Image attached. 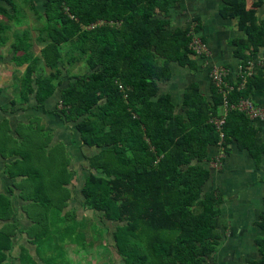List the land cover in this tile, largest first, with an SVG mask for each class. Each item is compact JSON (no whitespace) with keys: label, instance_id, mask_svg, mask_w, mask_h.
<instances>
[{"label":"trees","instance_id":"1","mask_svg":"<svg viewBox=\"0 0 264 264\" xmlns=\"http://www.w3.org/2000/svg\"><path fill=\"white\" fill-rule=\"evenodd\" d=\"M41 1L39 11L35 0H0V16L9 23L24 19L27 4L37 23L35 45L41 46L39 56L23 52L30 58L18 61L27 30L23 38L13 31L18 43L10 46L12 63L25 65L13 104L35 97L42 107L58 91L56 115L77 133L81 148L93 149L85 157L89 172L79 191L81 206L114 224L111 246L121 264H214L224 222L221 197L205 190L210 172L203 163L212 147L227 154L232 144L259 163L264 143L253 121L236 109L228 111L220 138L210 121L221 116L222 96L212 81L210 100L196 82L185 87L179 107L169 93H160L159 83L170 80L172 65L198 70L190 28L194 22L199 35V19L170 28V11L180 0ZM220 1L219 15L235 20L241 33L229 41L234 58L243 69L256 63L242 88L238 76L228 78L234 89L227 101L237 105L264 93V20L258 17L263 2ZM9 29L0 25V40ZM80 66L83 72L72 73ZM7 122L0 119V158L12 183L0 188V264H11L7 259L17 234L26 237L16 253L18 264H73L66 261L69 246L76 245V254L87 240L82 220L74 209L66 210L73 176L67 150L62 143L50 146L39 133L32 139L30 128L16 129L15 138ZM19 143L24 151L17 149ZM14 190L25 203L20 211L29 224L23 231ZM255 225L262 236L255 240L258 257L248 264H264V216ZM94 227L93 239L99 240L104 233Z\"/></svg>","mask_w":264,"mask_h":264},{"label":"crops","instance_id":"2","mask_svg":"<svg viewBox=\"0 0 264 264\" xmlns=\"http://www.w3.org/2000/svg\"><path fill=\"white\" fill-rule=\"evenodd\" d=\"M252 1L256 0H246L247 5L250 6ZM262 2L258 17L264 20V0ZM221 6L220 0H180L179 5L170 11V28L186 27L193 19H199L201 29L198 36L204 38L209 49L206 60L201 59L202 61H200L199 59L200 64L196 72H190L186 68L172 65L170 80L159 83L160 93H169L172 102L177 107L182 101L185 87L191 82H196L201 93L207 99H211V80L208 76L211 65L226 67L230 81H234L237 77V70L240 65L239 61L233 56V48L229 41L240 38L241 33L236 28L235 20L224 19L219 15ZM22 7L23 10L28 9L27 6ZM211 11L215 12L216 15L213 20L209 16ZM8 12L11 11L8 10ZM2 23L12 26L5 18H2ZM13 24H17V22L13 21ZM18 28L23 31L30 29V26L27 24ZM12 35L13 32L9 33L6 37V43H0V83L4 79L2 71L19 76L25 70V66L16 68L12 65L13 53L10 52L11 42L13 41V39H10ZM260 58L264 60L263 51L260 52ZM263 60L262 64H264ZM16 92L17 90L13 93L14 96ZM58 94V91H56L54 96L48 99L44 106L40 107L36 105L35 97L30 98L29 103L24 105L19 102L13 104L16 96L12 98L10 93L1 90L0 119L8 120L9 133L14 135L15 138L18 137L15 130L26 128L27 125L29 126L30 121L33 122V125L52 131L55 138L50 146H53L56 141H61V143L63 141L66 145L67 155L70 157L68 148H71L75 142L79 143V137L55 113L59 98ZM251 99L255 104L264 106L263 92L256 93ZM253 124L257 127L258 138L264 143V120L253 121ZM69 130L72 133L71 136L68 135ZM91 150L93 152V149ZM222 153L223 149L221 147H212L209 149V161L203 163L210 172L205 190L213 191L221 197L219 211L220 218L224 222V228L220 230L222 240L219 250L214 256L213 263L248 264V260L258 257L255 240L262 236L261 230L255 224L260 220V217L264 216V156L259 163H255L247 151L239 150L235 144H232L228 148V153H223V158L219 160V164L215 165V160ZM4 163V160L0 158V188L2 191L12 183L3 173ZM86 165L88 167V162ZM69 170L72 171L71 166ZM86 170V167H80V171L85 172ZM73 184L75 183L72 176L68 188H71ZM15 193L18 192L14 190V195H16ZM79 220H82V218H79Z\"/></svg>","mask_w":264,"mask_h":264},{"label":"rangeland","instance_id":"3","mask_svg":"<svg viewBox=\"0 0 264 264\" xmlns=\"http://www.w3.org/2000/svg\"><path fill=\"white\" fill-rule=\"evenodd\" d=\"M41 3H42L41 0H36V6H37L38 10H42ZM26 6H27V4H24V7H26ZM23 11H24L23 12L24 19L17 24H13V22H11L12 26L10 27V30H9V33H12L13 31L18 30L19 34H20L22 32V30H21V28H18V27H23L27 24L30 26V29H28L25 33L26 37L19 44L20 52L16 53V57H19L18 61H24V60H28L30 58V56L25 55L23 52L29 53V51H30V52H32V54L39 56L40 51H41V46L35 45L36 40H34L35 36H36V32H34L33 28H34V25L36 26L37 23H35L34 17L28 9H25ZM214 13L215 12L211 11V13L209 14V16L211 17V20L216 18V15ZM0 17H1L0 25H2V16H0ZM8 26H9V24H8ZM9 33H8V31H6V33L2 34L3 38L0 41L1 42L3 41L6 43V37ZM29 34H30L31 39L28 40L27 37ZM22 35H23V32H22V34H20L18 36L23 38ZM9 37H10V35H9ZM10 39L11 40L13 39L11 44L12 43H16V44L18 43L17 40L14 42V36L13 37L11 36ZM26 47L28 48V50L25 51L24 49ZM12 65L14 67H16L14 65V63ZM22 66H25V65H22ZM16 68H20V67H16ZM0 70H1V68H0ZM83 70L84 69L82 66L76 67L73 69V73H77L78 71L83 72ZM2 73L4 74L3 75L4 79L0 83L1 90L2 91L5 90L6 92L10 93V95H12V98L13 97L15 98L16 95L14 96L13 93L19 87L20 81L22 79L21 78L22 75L19 74V76H18V75L13 74V73L9 74L6 71H2ZM29 128L31 129L30 134L32 136V139H34V140L37 137V133L43 134V135H40L42 138V141H45V140L48 141L50 139V144L55 138V135L52 131L51 132L47 131L46 129H44V128L42 129V128L38 127L37 125H32V126L27 125L26 129H29ZM35 135H36V137L33 138ZM68 135L69 136L72 135L71 131L68 133ZM37 140L38 139H36V141ZM58 144H61V141H56L53 146H56ZM62 144L66 147V145L63 141H62ZM22 146H24V144L19 143L16 147H17V149L24 151ZM32 146H35V144H32ZM79 146H80L79 143L75 142V144H73V146H71V148H68V150H69L68 152H69V156H70L69 157L70 158V166L72 167L73 181L75 184H73L71 186V188H68L69 192L71 191V198L68 201V208H66V210L70 211V210L74 209L75 210V217H77V219L82 218V222L84 224L83 227L85 226V230H86L85 236H86V240H87V244H86L87 247H86V249L84 247H82L84 249L81 248L76 254H74L73 249L76 248V245L69 246L72 250L71 251L67 250L68 255H66V256L67 257L69 256V258H67L68 260L66 259V261H69V262H70V260H71V262L74 261L73 264H121L122 259L116 253L115 249L111 246L113 244L112 231L114 229V224H112L108 221H105L99 214L85 210L81 206L83 198L80 196L79 190H80V187L82 185L84 176L88 174V170H89V165L87 167V165H86L87 160L85 157L90 155L92 153V150L91 149H83V148L79 149ZM57 157H59V154L57 155ZM34 160L37 161V157ZM80 167L81 168L86 167L87 170L85 172L80 171ZM53 170L55 171L56 167H54ZM70 184H71V182H70ZM17 194L15 195L13 205L15 206V213L17 214L16 218L19 220L20 229H21V231H23L28 226L29 223L26 219V216L23 213H21V211H20L21 206H23L25 203H23V201L17 197ZM70 223L71 222L69 221L68 223H66V225H70ZM95 224H97L100 227L101 232L104 233L103 237L99 240L93 239V237L95 235L93 233V230L94 231L97 230L96 227H94ZM57 226L61 227L62 225L57 223ZM15 238H16V241L14 243L13 251L11 254H9L8 259H7V261L10 262L11 264H18V260L16 258V253L18 252L20 245H26V242H25L26 237L24 234L23 235L17 234ZM90 241H91V244H89V246H88V242H90ZM65 244H64V249H66ZM29 247H30L31 254L34 256V248L31 246H29ZM218 250H219V248H218ZM217 261H218V259H217ZM209 264H211V262Z\"/></svg>","mask_w":264,"mask_h":264},{"label":"built area","instance_id":"4","mask_svg":"<svg viewBox=\"0 0 264 264\" xmlns=\"http://www.w3.org/2000/svg\"><path fill=\"white\" fill-rule=\"evenodd\" d=\"M195 26L196 24L192 22L190 28V34L192 37L190 48L197 58L203 59L205 61L206 57L209 54V49L207 44L204 43L198 36V34L194 32ZM255 64V62H250L244 69L241 66L238 67L237 76L241 79V84L238 86V89L242 88L246 78L252 75ZM257 64L260 65L261 61H259ZM208 76L222 96L221 116L218 118H213L210 121L214 125L216 131L219 133L220 138L223 137L221 128L224 123L225 117L228 111L231 109H236L237 111L244 113L251 121L264 120V106L257 105L252 100L242 99L239 101V103H237V105L228 104L227 96L229 92L234 89V87L228 81V69L226 67L211 65L209 68ZM223 156L224 154L222 153L219 158L215 160V165L219 164V160L223 158Z\"/></svg>","mask_w":264,"mask_h":264},{"label":"bare ground","instance_id":"5","mask_svg":"<svg viewBox=\"0 0 264 264\" xmlns=\"http://www.w3.org/2000/svg\"><path fill=\"white\" fill-rule=\"evenodd\" d=\"M219 66V65H218Z\"/></svg>","mask_w":264,"mask_h":264}]
</instances>
